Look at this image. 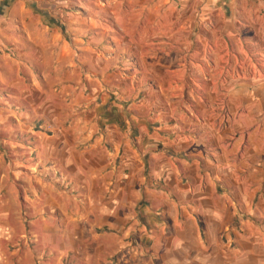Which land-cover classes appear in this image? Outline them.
<instances>
[{
  "label": "crops",
  "instance_id": "0c3cea01",
  "mask_svg": "<svg viewBox=\"0 0 264 264\" xmlns=\"http://www.w3.org/2000/svg\"><path fill=\"white\" fill-rule=\"evenodd\" d=\"M71 1L0 0V130L60 173L29 178L0 138V264H264V151L203 139L241 86L261 95L240 71L264 70V0H76L90 17ZM174 130H195L188 147L147 140Z\"/></svg>",
  "mask_w": 264,
  "mask_h": 264
},
{
  "label": "rangeland",
  "instance_id": "374dc122",
  "mask_svg": "<svg viewBox=\"0 0 264 264\" xmlns=\"http://www.w3.org/2000/svg\"><path fill=\"white\" fill-rule=\"evenodd\" d=\"M69 9H71V11L77 12L78 16H84V17H90L91 13H89L88 9H86L87 7H85V9L82 6H79V4L76 2V0H72L71 3L69 5H67ZM79 6V7H78ZM108 25L109 28H111L113 26L112 22L107 21L106 22V26ZM172 32V31H171ZM182 35L180 32H177V36L175 39L171 40V39H166L164 41H168L171 43V45L173 46V49H176V51L178 52V50L180 49L179 47H181V42H182ZM118 42H122V38H112V40H109L108 38H103V41L101 44H103L104 42L107 44H112V42H115V44H117ZM163 41V40H159L158 42ZM125 43V42H124ZM172 48V47H171ZM175 52V50H174ZM168 55V54H167ZM156 57V56H155ZM161 61L163 60V54H160ZM171 58V57H170ZM178 59L184 60V56L181 55H177L172 57L171 60H175L177 61ZM167 61L169 62V59L167 57ZM122 63H124L127 67V65H130V67L127 68H131L132 69V73L131 75L128 74V72L123 71L121 72L123 74L124 77H128L129 83L134 82L137 79V61H136V57H134V55H130L127 54L125 55V57L122 59ZM259 74L264 75V70L263 72L261 71H256L254 72V70H250V66L248 68V66L242 64L241 65V71H240V77L241 79H249L251 81H249V83H243V81L241 82V84L250 85V90L255 89V90H259V80L258 77ZM256 77V78H255ZM255 78V79H254ZM252 82H255L256 84H253ZM230 84V82H229ZM241 91H240V97H239V101L236 105H234V109L237 108V110L239 111L238 114H236L235 116V120L231 122V124H228V130H223L225 129L224 126L226 124V118L224 119H219L217 121H215V125H217L218 129L220 130H216L214 133H212L211 130H207L205 131V134L203 136V139L207 142L206 144V149H214V145L216 143L221 144V146L223 147H228L229 150L228 152H231V147L232 144H236L238 145V156L239 158H243V159H247L249 158V155L251 153L254 152V150H256V152H254V158H256L257 160L261 157V155L258 153L259 151H264V88L261 90V95H257L256 98H254L255 101H251V102H246L245 96H246V92L248 87L245 86H241ZM244 89L246 91H244ZM128 90L131 91V86L129 85ZM226 90V89H225ZM228 90H231V87H228ZM136 90L132 93L129 92L128 94V98H127V102L130 104L131 102H137L139 100L138 98H135L134 100L132 99L133 97H135L136 95ZM206 97V100L209 102V104H214L212 101L209 100V98ZM253 97V96H251ZM176 109L174 110V112L176 113V118H181L182 114L180 112V104H176ZM224 105V106H223ZM229 105V104H228ZM226 104H222V109L224 110V112H227V108L225 109ZM238 122V123H237ZM253 122H255V124L253 125ZM227 125V124H226ZM233 130H230L232 128H234ZM237 127V129H236ZM48 132H50V130H47ZM52 131V130H51ZM86 132H88V130H84ZM153 130H150V132H152ZM195 130H174L172 132H164V131H160L157 132L159 134H156L155 136H153L151 139L147 140L149 141H156L155 146H164L166 147V144L169 145H176L178 144L180 147H188L187 144H185L184 146V141H183V137L187 138L189 136V134L191 132H194ZM13 132H27V130H5L3 128H1L0 130V138H5L6 140V147H7V151L6 154L8 157L12 158L13 160L17 161V165L19 166V170L21 171V173L32 177L35 175H39L41 177H50L52 178L54 175L55 176H60V173L57 169V167H50L49 165H45V164H38L37 159L38 157H36L35 153H34V148H30L27 149V144L24 142H20L17 141L18 143H21L22 145L19 147L17 146L18 143H16V141L12 140L15 136V134H13ZM38 132H42L43 131H38ZM186 133H189L188 136ZM85 136V132L82 133ZM36 135H34L35 137ZM200 135L197 136V138H199ZM14 141V142H13ZM205 141H202V143H204ZM27 142V140L25 141ZM30 144L34 145L33 141H29ZM199 141H197L196 143H198ZM48 145H50V147H54L55 144L52 142L46 143ZM159 144V145H157ZM161 144V145H160ZM32 146V145H31ZM186 150H183V152H181L182 156L183 153ZM123 155H127V152H124ZM129 155V154H128ZM229 155V154H227ZM226 155V156H227ZM230 156V155H229ZM36 157V158H35ZM129 157V156H128ZM250 155V158H253ZM248 160V159H247ZM43 175H42V174ZM246 177L244 176L243 179H245ZM32 180V179H31ZM21 187L23 189H27L30 190V188H32L34 185L37 186L36 184H34L32 181L29 183H20ZM247 191L249 192V190H246L245 188V194H247ZM261 191H264V184H262L261 187ZM32 195V193H31ZM33 196V195H32ZM236 201V197L234 199ZM241 199L239 201V205L241 208V213L246 212V210L244 209L242 203H241ZM241 216L244 219L245 222L250 220V216H248L247 214H241ZM226 220L228 221V219L226 218ZM251 221V220H250ZM231 226L229 225L228 229H225L222 235V240L223 242L227 243V241L231 240ZM230 236H229V235Z\"/></svg>",
  "mask_w": 264,
  "mask_h": 264
},
{
  "label": "trees",
  "instance_id": "16d2710c",
  "mask_svg": "<svg viewBox=\"0 0 264 264\" xmlns=\"http://www.w3.org/2000/svg\"><path fill=\"white\" fill-rule=\"evenodd\" d=\"M18 141H20V142H24V143H27V142H25V140H19V139H18Z\"/></svg>",
  "mask_w": 264,
  "mask_h": 264
}]
</instances>
